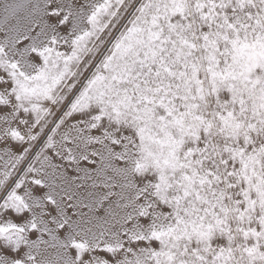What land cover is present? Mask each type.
Wrapping results in <instances>:
<instances>
[{"label": "snow or ice", "instance_id": "snow-or-ice-1", "mask_svg": "<svg viewBox=\"0 0 264 264\" xmlns=\"http://www.w3.org/2000/svg\"><path fill=\"white\" fill-rule=\"evenodd\" d=\"M0 264H264V0H0Z\"/></svg>", "mask_w": 264, "mask_h": 264}]
</instances>
